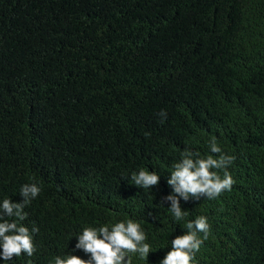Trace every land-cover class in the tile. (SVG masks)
<instances>
[{
  "label": "trees",
  "instance_id": "obj_1",
  "mask_svg": "<svg viewBox=\"0 0 264 264\" xmlns=\"http://www.w3.org/2000/svg\"><path fill=\"white\" fill-rule=\"evenodd\" d=\"M213 139L233 184L177 221L167 176L185 151L218 157ZM141 168L159 184L134 186ZM29 182L36 251L8 264H51L125 217L151 246L132 264H159L198 216L195 264H264V0H0V200Z\"/></svg>",
  "mask_w": 264,
  "mask_h": 264
},
{
  "label": "clouds",
  "instance_id": "obj_2",
  "mask_svg": "<svg viewBox=\"0 0 264 264\" xmlns=\"http://www.w3.org/2000/svg\"><path fill=\"white\" fill-rule=\"evenodd\" d=\"M159 115L166 118L164 110ZM209 149L211 153L219 156L202 157L185 151L167 176L166 183L171 192L162 197L161 201L169 206L170 213L177 221L187 216V212L181 209L182 200L187 202L201 196L215 199L233 184L232 176L227 171L233 157L224 154L214 139L209 141ZM214 170H222L223 175ZM160 179L161 175L145 168L131 174L134 186L145 189L158 185ZM40 192L38 183L29 182L21 185V199L18 202L11 198L0 200V264H8L21 253L29 257L35 253L33 234L39 228L33 225L29 229L21 221L27 215L24 208ZM186 228V233L171 240L170 248L159 260V264H195V253L202 244L199 234L204 233L206 238L209 224L206 217L198 216L188 221ZM75 239L74 248L64 255L53 257L51 264H132V254L143 260L149 256L151 247L145 242L146 235L140 223L127 217L114 223L83 227ZM78 250L85 253L87 259L73 254Z\"/></svg>",
  "mask_w": 264,
  "mask_h": 264
}]
</instances>
